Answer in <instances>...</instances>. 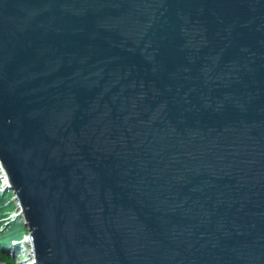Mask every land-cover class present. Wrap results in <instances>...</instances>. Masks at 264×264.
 <instances>
[{"label": "water", "instance_id": "water-1", "mask_svg": "<svg viewBox=\"0 0 264 264\" xmlns=\"http://www.w3.org/2000/svg\"><path fill=\"white\" fill-rule=\"evenodd\" d=\"M0 165L33 264H264V0H0Z\"/></svg>", "mask_w": 264, "mask_h": 264}, {"label": "rangeland", "instance_id": "rangeland-1", "mask_svg": "<svg viewBox=\"0 0 264 264\" xmlns=\"http://www.w3.org/2000/svg\"><path fill=\"white\" fill-rule=\"evenodd\" d=\"M3 179L0 169V237L8 236L0 241V264H29L32 249L26 237L30 231L24 224L14 191L9 188L2 190Z\"/></svg>", "mask_w": 264, "mask_h": 264}, {"label": "trees", "instance_id": "trees-1", "mask_svg": "<svg viewBox=\"0 0 264 264\" xmlns=\"http://www.w3.org/2000/svg\"><path fill=\"white\" fill-rule=\"evenodd\" d=\"M2 192H0V194H1ZM11 229H14L13 227L11 228ZM10 232V231H9ZM9 237H11V236H9ZM8 238V236H6V237H0V241H3V240H5V239H7ZM0 257H2V255H0Z\"/></svg>", "mask_w": 264, "mask_h": 264}, {"label": "bare ground", "instance_id": "bare-ground-1", "mask_svg": "<svg viewBox=\"0 0 264 264\" xmlns=\"http://www.w3.org/2000/svg\"><path fill=\"white\" fill-rule=\"evenodd\" d=\"M1 167V166H0ZM3 173V178L7 179L6 173L4 171H2ZM29 241V240H28ZM30 242V241H29ZM30 247L32 248L31 242H30Z\"/></svg>", "mask_w": 264, "mask_h": 264}]
</instances>
